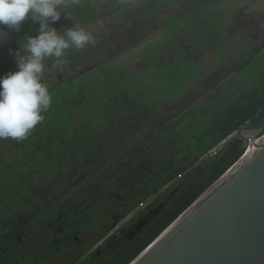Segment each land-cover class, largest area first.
Listing matches in <instances>:
<instances>
[{
	"label": "trees",
	"instance_id": "1",
	"mask_svg": "<svg viewBox=\"0 0 264 264\" xmlns=\"http://www.w3.org/2000/svg\"><path fill=\"white\" fill-rule=\"evenodd\" d=\"M212 1L59 6L51 27L69 24L61 17L98 21L92 7L100 6L108 35L81 53L44 58L42 120L23 139L0 138V264H129L246 148L236 136L213 149L244 126L264 134V14L233 8L223 17ZM116 6L125 10L109 24L107 8ZM39 28L29 17L18 31L4 29L0 77L18 70L14 54L27 55L23 45ZM161 28L164 38L141 55L111 62ZM254 45L261 50L248 54ZM209 80L201 98L193 90ZM187 91L189 104L200 101L168 123Z\"/></svg>",
	"mask_w": 264,
	"mask_h": 264
},
{
	"label": "water",
	"instance_id": "2",
	"mask_svg": "<svg viewBox=\"0 0 264 264\" xmlns=\"http://www.w3.org/2000/svg\"><path fill=\"white\" fill-rule=\"evenodd\" d=\"M129 264H264V134Z\"/></svg>",
	"mask_w": 264,
	"mask_h": 264
},
{
	"label": "clouds",
	"instance_id": "3",
	"mask_svg": "<svg viewBox=\"0 0 264 264\" xmlns=\"http://www.w3.org/2000/svg\"><path fill=\"white\" fill-rule=\"evenodd\" d=\"M63 0H0V43L8 30L20 29L22 22L31 17L39 20L36 37L27 38L22 55L15 52L17 71L0 77V138L23 139L42 120L41 112L50 104L46 86L41 82L43 60L60 58L71 45L83 48L92 38L83 30H68L64 36L48 24L59 20L57 11ZM12 55L13 53H9Z\"/></svg>",
	"mask_w": 264,
	"mask_h": 264
},
{
	"label": "rangeland",
	"instance_id": "4",
	"mask_svg": "<svg viewBox=\"0 0 264 264\" xmlns=\"http://www.w3.org/2000/svg\"><path fill=\"white\" fill-rule=\"evenodd\" d=\"M72 0H63V2L61 3V5L63 3H67V2H71ZM105 2H109V3H112L114 4V1L115 0H104ZM211 5H216V9L220 12H222V16L223 17H228L230 15V13L232 14L231 10H233V8H245L247 10H252V9H256L254 11H257L258 13L261 12L264 14V0H213L211 3ZM60 5V6H61ZM209 6V5H207ZM60 7H58L59 9ZM92 10H94L93 12L95 14H97V18L99 19L98 21H91L89 22L88 24H80V25H77L75 21L71 20V18H64V17H61L62 18V21H65V22H68L69 24L68 25H62L60 24L58 28L56 27H52L54 28L56 31H57V34L60 35L61 33L60 32H63L67 26L69 25H77V27H74L73 30H83L85 31L87 34H89L93 39L95 38H102L104 36H107L108 34H105L106 33V24H105V21L102 19V16H103V12L101 11L102 10V7L100 8L99 7H96V8H93L92 7ZM125 9H122L121 6H116V7H108L107 8V11H109V15L110 17L108 18V22L110 24L111 21H114V19H112L113 17L116 18V17H119L120 16V12L121 11H124ZM116 13H118L117 16ZM48 23H51V19H49L47 21ZM166 30L165 28H161L160 30H158L156 33H152L150 34L149 36H147L145 39L143 40H139L137 42H135V47H129V48H125L123 49L122 51L120 50L119 52H117V54L115 55V58L113 61H111L112 63L116 64V65H121L123 64L124 62L128 61L127 59L129 57H136V56H139L141 55V51H142V48L148 44V43H157L159 41H161V39L164 38V36L166 35ZM70 47H72V49H74V51L76 52H83L87 47H89L88 44H86L83 48H77L74 44L71 45ZM259 47V48H258ZM262 48V45L261 46H253L252 47V51L248 52V54H252V52H256V50H261ZM211 61H212V58H210L209 56L204 58L203 59V63L205 66L210 67L211 65ZM229 70L230 71H234L235 70V64H231L229 66ZM59 72H66V74L68 73L69 74V71H64L62 69H59L58 70ZM145 72V71H143ZM147 76V75H145ZM138 80L137 82V85H139L141 87V89L143 88V76L139 77L138 79H136V81ZM225 80V78H220L217 80L218 83H220L221 81ZM213 81L212 80H209L208 82H206L205 84H203V87L201 90H193L197 93L200 94L201 98L205 95V94H208L210 91H211V83ZM138 87V86H137ZM186 95L187 99H183V100H178L179 103H176V107H175V117L172 119V120H166L168 123L174 121L178 116L180 115H183L185 113H187L188 111H190L192 108V106L199 102L200 100L199 99H196V101H192L190 104H189V97L192 95V93H189L188 91L184 94ZM168 123H166V125H168ZM255 128H252L251 126H244L242 127L241 129H239L238 131H236L235 133H233L231 136H229L228 139H226L225 141H223L217 148L213 149V152L220 148L224 143H226L229 139H232L233 137H240L243 141L248 137V135L254 130ZM165 191V190H164ZM163 191V192H164ZM162 192V193H163ZM147 203V201L140 205L139 206V210L142 209L145 204ZM131 216V215H130ZM130 216L126 217L125 219H123L119 225L125 223L129 218ZM118 225V226H119Z\"/></svg>",
	"mask_w": 264,
	"mask_h": 264
},
{
	"label": "built area",
	"instance_id": "5",
	"mask_svg": "<svg viewBox=\"0 0 264 264\" xmlns=\"http://www.w3.org/2000/svg\"><path fill=\"white\" fill-rule=\"evenodd\" d=\"M178 177H180V175H178ZM140 205H142V204H140Z\"/></svg>",
	"mask_w": 264,
	"mask_h": 264
}]
</instances>
